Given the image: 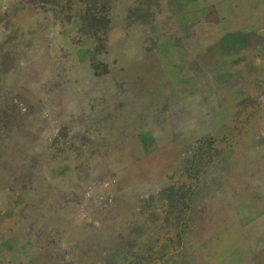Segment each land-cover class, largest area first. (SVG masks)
<instances>
[{
    "label": "rangeland",
    "instance_id": "obj_1",
    "mask_svg": "<svg viewBox=\"0 0 264 264\" xmlns=\"http://www.w3.org/2000/svg\"><path fill=\"white\" fill-rule=\"evenodd\" d=\"M0 264H264V0H0Z\"/></svg>",
    "mask_w": 264,
    "mask_h": 264
}]
</instances>
